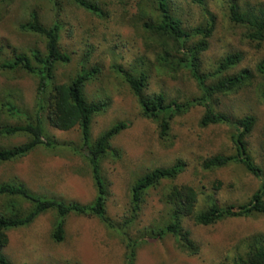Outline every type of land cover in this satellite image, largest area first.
<instances>
[{
    "label": "rangeland",
    "instance_id": "rangeland-1",
    "mask_svg": "<svg viewBox=\"0 0 264 264\" xmlns=\"http://www.w3.org/2000/svg\"><path fill=\"white\" fill-rule=\"evenodd\" d=\"M215 17L216 29L209 49L200 58L201 72L212 73L227 56L240 54L242 61L228 74L243 69L254 71L264 59V41L250 40L248 30L229 18L233 2L242 7L264 5V0H202ZM102 16L98 17L78 7L72 0H0V48L6 56L10 45L20 50L39 48L44 42L36 36L22 33L21 23L36 11L46 25L59 21L64 25L60 46L70 56V62L56 71L58 83L68 82L78 73L99 69L96 78L86 85V97L91 102H107L108 107L95 116L91 126L92 140L119 122L128 129L112 140L102 170L108 185L107 208L117 224L129 217L130 190L137 178L156 168L173 165L178 159L186 167L174 182H164L151 190L142 212L129 230L133 239L145 235L152 227L168 222L170 209L164 203V193L173 184L190 185L199 192L197 211L209 206L212 196L220 207L246 203L256 192L260 180L241 165L207 171L202 163L218 154L233 155L234 130L227 125L201 126L204 110L195 106L171 123L167 136H162L156 121L146 117L123 79L120 70H148L150 94L163 93L168 100L187 102L200 96V89L191 72L163 68L157 62L159 47L145 44L138 25L147 21L143 10L153 11L157 0H96ZM173 12L189 30L205 24L207 13L195 0H173ZM210 17V16H208ZM198 38L191 41L196 42ZM260 44V45H259ZM162 53V52H161ZM0 54V63L4 57ZM10 56V55H9ZM259 78L256 79L257 82ZM208 84L213 81L209 79ZM37 78L22 71L10 72L0 67V102L16 104L31 111L36 102ZM212 104L216 111L232 118L253 115L256 125L247 143L256 164L262 169L264 181V104L255 87L244 88L232 95H218ZM17 125V119L0 110V125ZM48 142L54 150L40 147L29 156L11 163H0V182L18 180L38 194L61 197L67 201L87 204L95 198V186L87 160L73 151L81 146L78 128L60 131L47 126ZM24 136L0 137V146L21 145ZM47 142V141H46ZM56 214L41 215L29 227L8 233L9 244L4 254L13 264H124L125 248L122 236L108 230L97 218L69 216L65 221V241L56 244L51 239ZM183 226L190 231L199 247L197 255L181 252L173 237L164 240L147 238L138 248L135 264H234L246 254L248 242L256 236L264 240V214L249 218L222 219L211 226L197 225L184 218Z\"/></svg>",
    "mask_w": 264,
    "mask_h": 264
},
{
    "label": "trees",
    "instance_id": "trees-1",
    "mask_svg": "<svg viewBox=\"0 0 264 264\" xmlns=\"http://www.w3.org/2000/svg\"><path fill=\"white\" fill-rule=\"evenodd\" d=\"M50 1L58 6V0ZM195 1L210 16H207L205 24L187 30L173 12L175 8L173 0H157L153 11L143 10L142 15L147 21L138 25L137 29L143 33L145 44L159 47L157 62L161 67L170 68L175 72L179 69L191 72L201 92L199 97L187 102L168 100L163 93L147 92L149 85L147 69L139 70L135 67L129 71L120 70V72L137 99L143 114L158 123L163 137L169 134L175 117L186 114L195 106L204 110L201 119L202 127L209 125L232 127L234 130L232 142L236 153L218 154L207 158L202 163V167L212 171L232 164L241 165L249 174L260 180L256 192L246 203L238 206L220 207L216 200L209 196V206L203 211H197L201 192L190 185L173 184L164 193V203L170 209L167 224L152 227L144 236L133 239L129 230L139 218L147 194L159 188L164 182L177 180L184 172L186 164L178 159L171 166L156 168L137 178L130 190L129 217L121 224L114 222L108 214L109 191L102 170V161L108 155L112 140L128 129L129 124L116 123L101 133L96 140H92L93 118L108 107L107 102L104 101H89L85 93L86 85L96 78L99 69L93 67L91 70H84L68 82L58 83L56 78L58 67L70 62L69 54L62 51L60 46L64 25L59 21L46 25L37 12L33 11L30 20L21 23L19 29L22 33L41 39L44 42V50L39 48L20 50L8 45L5 47L9 48L8 54L4 56L2 54L4 46L0 48V54L4 57L0 63L2 70L22 71L38 80L36 102L31 111H24L8 100L0 102V110L18 121L17 125L7 123L0 125V137L24 136L27 138L21 145L0 146V163L19 161L40 147L54 150V144L48 142L47 126L64 132L78 128L82 142L80 148L73 147V151L87 160L96 192L93 201L83 204L57 196L35 193L16 179L0 182V264H13L3 252L9 244L8 233L29 227L38 217L48 212L55 213L58 218L51 234V239L56 244L65 241V221L71 215L97 218L108 230L119 233L125 248L124 264L136 263L138 248L148 242L147 238L155 241L173 237L181 252L197 255L199 247L193 241L190 231L184 229V218L192 219L197 225L211 226L222 219L249 218L264 214L263 172L251 155L247 143V138L254 130L257 119L253 115L232 118L216 111L212 104L215 96L232 95L250 87H255L258 98L264 104V59L256 65L254 71L243 69L237 74L230 75L229 71L239 65L242 56L229 55L212 73L208 75L202 73L200 58L209 49L216 24L215 17L203 5L204 2ZM72 2L93 15L102 16L96 0H72ZM229 18L234 24L248 30L250 40L259 43L264 41L263 4L258 6L247 4L242 7L237 2H233L229 8ZM195 38L198 40L191 43ZM257 78L260 81L256 84ZM209 79L213 81L212 84L207 83ZM234 264H264V240L260 236L252 238L247 244L246 254L235 260Z\"/></svg>",
    "mask_w": 264,
    "mask_h": 264
}]
</instances>
